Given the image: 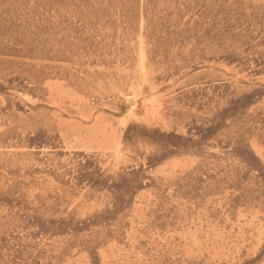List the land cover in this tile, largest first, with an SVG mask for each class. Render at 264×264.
<instances>
[{
    "label": "rangeland",
    "instance_id": "1",
    "mask_svg": "<svg viewBox=\"0 0 264 264\" xmlns=\"http://www.w3.org/2000/svg\"><path fill=\"white\" fill-rule=\"evenodd\" d=\"M0 264H264V0H0Z\"/></svg>",
    "mask_w": 264,
    "mask_h": 264
}]
</instances>
